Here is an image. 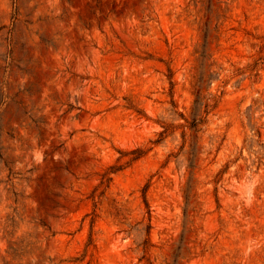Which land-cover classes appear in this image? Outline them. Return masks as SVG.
I'll list each match as a JSON object with an SVG mask.
<instances>
[{
	"label": "rangeland",
	"instance_id": "obj_1",
	"mask_svg": "<svg viewBox=\"0 0 264 264\" xmlns=\"http://www.w3.org/2000/svg\"><path fill=\"white\" fill-rule=\"evenodd\" d=\"M0 264H264V0H0Z\"/></svg>",
	"mask_w": 264,
	"mask_h": 264
},
{
	"label": "trees",
	"instance_id": "obj_2",
	"mask_svg": "<svg viewBox=\"0 0 264 264\" xmlns=\"http://www.w3.org/2000/svg\"><path fill=\"white\" fill-rule=\"evenodd\" d=\"M208 105L209 104H207V103H205V101H203V99L201 97V94L200 93L197 94L196 99H195L194 110L192 112V119L189 120L188 118H186L184 116V114H182V113L180 114V116L182 118H184V120L187 123V124H182V127L189 128L194 133L198 132L200 130L199 129V125L204 122V116L202 115L203 111L201 109H202L203 106H205L207 108ZM164 133L165 132H161V136H163ZM183 137H184V140H185L186 131H183ZM163 138H164V136H163ZM195 156H197V152L195 153ZM149 228H150V226H149Z\"/></svg>",
	"mask_w": 264,
	"mask_h": 264
}]
</instances>
